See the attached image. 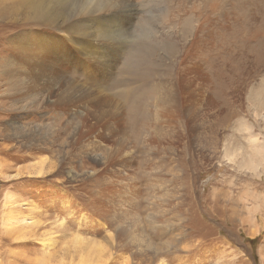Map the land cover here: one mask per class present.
<instances>
[{"label":"rangeland","instance_id":"obj_1","mask_svg":"<svg viewBox=\"0 0 264 264\" xmlns=\"http://www.w3.org/2000/svg\"><path fill=\"white\" fill-rule=\"evenodd\" d=\"M34 1L0 0V264H264V0Z\"/></svg>","mask_w":264,"mask_h":264},{"label":"bare ground","instance_id":"obj_2","mask_svg":"<svg viewBox=\"0 0 264 264\" xmlns=\"http://www.w3.org/2000/svg\"><path fill=\"white\" fill-rule=\"evenodd\" d=\"M24 1H27L28 2V5H32L35 9H34V11H33V13L37 16L36 18H40L41 19V17L43 18V19H47L48 21H52V19H54V12L52 11V10H50V8H46L45 10H43V9H41V7L38 5V4H40V3H38L37 4V2H35L34 0H24ZM209 6V5H208ZM212 6V5H211ZM213 7L215 8V4L213 5ZM43 8V7H42ZM213 8V9H214ZM30 10V9H29ZM56 12V11H55ZM61 15V14H60ZM41 16V17H40ZM62 18V17H61ZM207 18V17H206ZM208 18H209V16H208ZM61 20V19H60ZM58 21V20H57ZM59 22V21H58ZM61 23H62V21H60ZM63 23H64V21H63ZM203 23L204 22H202V25H200L198 28H197V31H196V34H195V37L194 38H200V33H202L203 35H204V37L206 38V39H208V37L210 36V29L208 28V27H203ZM210 26H212V25H210ZM66 29V28H65ZM73 33V32H72ZM192 34V33H191ZM209 34V35H208ZM172 48V47H171ZM173 51V50H172ZM41 56V55H40ZM44 58V57H43ZM52 60V59H51ZM38 61V60H37ZM34 62H36V61H34ZM55 62V61H54ZM46 64H48V62H46V61H43L42 60V58L41 59H39V62L38 63H35L34 64V66L33 67H35V66H42L43 67V65H44V67H46V68H44L43 70L41 69L40 71H39V73L37 74L38 75V79L39 80H42V76H46V73L49 71V72H51V73H53V69L51 68L52 66L51 65H46ZM50 64V63H49ZM30 65V64H29ZM32 68V67H31ZM32 71V70H31ZM30 70L28 71V73H27V75H29V73L31 72ZM33 71H34V69H33ZM52 75V74H51ZM149 83H151V77H150V75H149ZM52 80H54V76H52L50 79H49V77H48V79H47V81H52ZM38 81V80H37ZM49 83V84H48ZM45 84V83H44ZM51 84V85H50ZM48 86H54L52 83H50V82H47V87ZM160 86L161 85H157V84H155L154 85V89H156V91H157V93L159 92L158 90H159V88H160ZM33 87H36V84H34L33 85ZM155 90H153V93H151V94H147L145 91H143L141 94L144 96V97H147L148 98V100H150V99H157V100H159L160 102H158V104H165L166 103V101H165V98L164 97H158V95H156L155 94V92H154ZM62 99V98H61ZM63 100V99H62ZM156 100V101H157ZM139 104V103H138Z\"/></svg>","mask_w":264,"mask_h":264}]
</instances>
